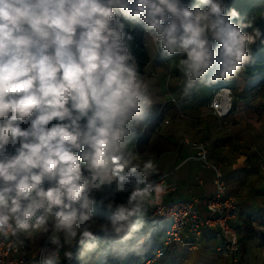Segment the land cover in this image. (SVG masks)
<instances>
[{
  "label": "clouds",
  "instance_id": "obj_1",
  "mask_svg": "<svg viewBox=\"0 0 264 264\" xmlns=\"http://www.w3.org/2000/svg\"><path fill=\"white\" fill-rule=\"evenodd\" d=\"M118 17L168 56L185 54L188 87L235 77L255 39L225 0H0V233L47 230L51 220L75 236L95 192L124 191L151 167L123 154L152 101ZM107 208L112 234L131 239L139 225L120 222L137 209Z\"/></svg>",
  "mask_w": 264,
  "mask_h": 264
},
{
  "label": "crops",
  "instance_id": "obj_2",
  "mask_svg": "<svg viewBox=\"0 0 264 264\" xmlns=\"http://www.w3.org/2000/svg\"><path fill=\"white\" fill-rule=\"evenodd\" d=\"M230 1L232 4L228 6ZM182 2L192 6L197 4L199 0H182ZM225 2L229 9H235L240 14L239 21H234V23L251 22L250 27L254 33L258 29L264 35V0H256L255 10L249 14H243L238 9L242 0H225ZM259 3H262L261 8L257 5ZM123 24L131 27L137 25L134 21L129 20ZM256 37L258 45H256L254 50L248 51L251 60L264 58V36ZM261 37L262 39L259 41ZM144 40L150 60L144 72L138 71V75L143 83L147 85L146 94L152 101V106L145 112L144 119L136 125L134 129L136 137L127 146L136 145L138 137L144 136L147 124L153 122L156 131H159L158 134H161V137L159 139H157L158 137H152L149 141L145 139L146 137H143L142 141L143 144H146V142L152 143L155 140L159 144L162 141L167 146V148H160V155L155 163L156 171L168 174L166 182L170 188L166 197L184 200L197 198L201 203V212L205 215L207 212L204 208V202L216 189L215 173L202 162L194 159L192 157L193 149L187 145L180 144L177 137L183 135L204 141L208 145L211 160L221 164L223 167L228 190L238 197L240 206L239 217L246 213L247 220H249L248 217L255 213L256 220H264V208L257 209V211L254 209L253 201H256L255 198L257 196L254 192H251V187H255L254 184L259 181V178L256 170H254L252 151L249 148L253 144L250 141L251 131L256 130L259 124L264 126V121L259 120V114L260 112L264 114V110L259 112L256 105L253 108L248 107L253 103L249 104L250 101L246 98L250 89H247V85L244 84L246 82L245 79L255 81L257 76H259V80L261 78L263 80L264 72L253 75L247 74L245 65L249 61H245L246 63H244V66L236 76L224 80L225 82L220 86H217V83H209L207 78H205L203 83L196 81L194 86L188 87V78L184 75L183 66L180 64V61L185 59L186 55L176 53L168 56L160 47L159 42L154 40L153 34L146 31ZM134 61L138 65L136 58H134ZM129 63H133V61L130 60ZM223 86L231 89L234 105L227 116L220 117L214 112V109L208 103V99L212 98L214 92ZM171 96L177 99L186 98V108L190 114L188 119L184 120L179 117L175 105L171 101ZM238 100L242 102L240 103ZM167 119L169 122H166ZM127 151L126 149L123 150L125 159L128 158L125 156ZM143 176L153 177L155 174L150 176L147 173L146 176ZM249 182L251 187L246 186ZM109 188L111 187L105 186L103 189L107 195L106 197H110L111 191H109ZM171 188L174 189L171 190ZM96 194L95 198L99 200L101 192H96ZM138 198L143 203L142 205L146 208V211H148L145 199ZM239 217L236 222L237 225L240 222ZM52 223L54 222L50 220L48 226L51 227ZM32 234H36V230H19L15 234L11 232V235L15 237L25 240L26 238L29 239L27 252H29L31 244L38 243V239L32 237Z\"/></svg>",
  "mask_w": 264,
  "mask_h": 264
},
{
  "label": "rangeland",
  "instance_id": "obj_3",
  "mask_svg": "<svg viewBox=\"0 0 264 264\" xmlns=\"http://www.w3.org/2000/svg\"><path fill=\"white\" fill-rule=\"evenodd\" d=\"M256 3V0H242L238 9H240L243 14H249L255 10L254 7L256 6L254 5ZM231 4L232 2L230 1L228 6ZM257 5L261 8L262 3ZM118 19H121L122 23L127 21L123 20L121 17H118ZM243 31L255 37L254 42L247 45V51L254 50L256 45H258V39L253 29L251 27H247L244 28ZM261 36L264 35L261 34ZM261 39L262 37L259 41ZM248 61H250V56L246 62ZM258 77L259 76L255 78V81L251 80L253 82L245 79L246 82L244 84L247 85V89H250L246 98L249 99V104H251V102L253 103L248 107L253 108L255 107L254 105H256L260 112L264 110V79L262 80L261 78V80H259ZM224 82V80H221L215 83H217V86H220ZM220 88L222 87H219L214 92L212 98L208 99L210 106L215 94L220 90ZM227 88L230 89L229 87ZM172 98L171 101L174 103L179 117L184 120L188 119V115L190 114L186 108V98H176L177 102L173 101ZM239 102L241 103L242 101ZM233 105L232 97V106ZM259 116V120L264 121V114H262V112H260ZM251 132L252 135L250 141L253 142V144H251L249 148L252 151L251 155L254 163V170H256L260 182L257 181L254 184L255 187H251L250 182L247 183L246 186L251 187V192H254L257 196L255 198L256 201H253L254 209L257 211V209L264 208V126L259 124L257 129ZM158 133L159 131H156L153 122H149L146 130L144 131V136L141 135V137H138L137 144L130 147L126 146L124 148L128 150L125 154V156L128 157L127 159L141 169H143L145 162H151V167L143 171L140 177H144L143 175L146 176L147 173H149L150 176L154 174L155 176L164 174L156 171L155 163L157 161V157L160 155V148H167L165 142L163 144L162 141H160L161 143L158 144L155 140L152 143L146 142V144H143L142 141L143 137H146L145 139L148 141L152 137H158L157 139H159L161 134ZM182 136L183 135L177 137L179 140L178 142L191 148L188 144L184 143V141L195 139L189 136ZM13 154L14 149L9 147L6 155L10 156ZM165 185L168 189L170 188L167 185V182ZM45 187H47V183L45 184ZM113 187L109 188V191H111L110 197H106V193L101 191L100 199L97 200L95 198L96 203L93 205V211L90 218L79 224L76 229L75 236L67 235L65 232L56 229L54 227V223H52L51 227L47 226V230H36V234H34L35 236L32 234V237H36L38 239V243L34 245L31 244L29 246V252H27L29 239L26 238L27 248L25 256L27 257V264H35L36 256L44 249H46L48 264H106L107 255L111 256L112 259L109 264H141L144 259L154 257L157 251L161 248L162 240H154V233L151 234V236L144 235L145 231L149 229V227L145 224L146 218L150 215L149 207L148 211H146V208L142 205L143 203L138 198L139 196L134 194L128 186H126V190L115 192L114 194ZM95 194L96 192L94 195ZM110 201L114 204H124L129 209H137L135 214L129 217V221L120 222L123 224L133 223L139 225L138 230H132L131 239L123 241L119 236L112 234L115 225H113L110 221L112 211L107 208V204ZM248 218L249 220H247L246 213L240 215L239 217L240 222L237 227L240 233L241 248L236 263H232L231 260L230 262L224 258L207 255L202 251L188 250L182 246L174 244L166 255L155 258L153 264H264V220H256L255 213ZM251 230H253L255 235L252 238L248 237ZM85 231L92 233V237H84L82 233ZM90 244L93 245L91 248L88 247Z\"/></svg>",
  "mask_w": 264,
  "mask_h": 264
},
{
  "label": "built area",
  "instance_id": "obj_4",
  "mask_svg": "<svg viewBox=\"0 0 264 264\" xmlns=\"http://www.w3.org/2000/svg\"><path fill=\"white\" fill-rule=\"evenodd\" d=\"M172 99L177 102L175 97ZM211 107L218 116H227L232 110L230 89L220 88ZM184 143L193 149L194 159L214 171L215 192L204 202L207 212L204 215L197 198L184 200L166 197L169 191L165 185L166 174L140 177L139 182L128 184L134 194L145 199L150 210L145 222L149 229L144 235L161 232V248L154 257L144 259L141 264H153L155 258L166 255L174 244L236 263L241 248L236 224L240 213L237 196L228 190L223 167L211 160L208 145L200 140H186ZM26 248L25 239L12 236L11 231L7 235L0 233V264H27ZM35 264H48L46 249L36 256Z\"/></svg>",
  "mask_w": 264,
  "mask_h": 264
},
{
  "label": "trees",
  "instance_id": "obj_5",
  "mask_svg": "<svg viewBox=\"0 0 264 264\" xmlns=\"http://www.w3.org/2000/svg\"><path fill=\"white\" fill-rule=\"evenodd\" d=\"M124 31L127 34L131 35V39H127L126 37L124 43L128 47L132 56L137 60L138 63L137 70L139 72H144V69L150 60V56L144 40L145 30L140 24H137L135 27H131L130 25L124 24ZM245 72L249 75L264 72V58L263 59L256 58L254 60H250L245 65ZM254 236L255 235L253 233V230H251L248 237L252 238ZM160 238H161L160 232L154 233L153 235L154 240L160 241ZM106 259H107L106 264H109L112 260L111 256L109 255H107Z\"/></svg>",
  "mask_w": 264,
  "mask_h": 264
}]
</instances>
